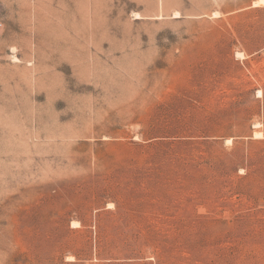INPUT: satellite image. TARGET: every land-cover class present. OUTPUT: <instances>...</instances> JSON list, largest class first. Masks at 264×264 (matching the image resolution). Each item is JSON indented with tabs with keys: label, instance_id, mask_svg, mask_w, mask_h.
<instances>
[{
	"label": "rangeland",
	"instance_id": "374dc122",
	"mask_svg": "<svg viewBox=\"0 0 264 264\" xmlns=\"http://www.w3.org/2000/svg\"><path fill=\"white\" fill-rule=\"evenodd\" d=\"M0 264H264V0H0Z\"/></svg>",
	"mask_w": 264,
	"mask_h": 264
},
{
	"label": "bare ground",
	"instance_id": "6f19581e",
	"mask_svg": "<svg viewBox=\"0 0 264 264\" xmlns=\"http://www.w3.org/2000/svg\"><path fill=\"white\" fill-rule=\"evenodd\" d=\"M258 96H261L262 92L260 90L257 91ZM256 135L259 134V132H255Z\"/></svg>",
	"mask_w": 264,
	"mask_h": 264
}]
</instances>
